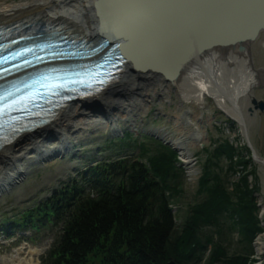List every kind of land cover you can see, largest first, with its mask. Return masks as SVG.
<instances>
[{"label":"trees","instance_id":"1","mask_svg":"<svg viewBox=\"0 0 264 264\" xmlns=\"http://www.w3.org/2000/svg\"><path fill=\"white\" fill-rule=\"evenodd\" d=\"M130 136L126 133L118 139L119 149L135 150L137 156L120 158L113 152L86 167L18 219L0 225V234L27 229L48 232L53 243L40 264H186L199 260L211 242L204 229H218L221 221L229 222L231 233L252 250L255 236L263 231L254 196L258 187H248L247 177L255 178V170L247 171L253 165L247 148L248 160L227 141L215 146L199 182L207 199L180 229L172 213L183 177L181 169L173 166L175 152L148 135L143 137L145 143L128 145ZM236 172L244 175L228 193ZM222 254L214 251L208 263L220 262ZM251 257L247 252L230 264H253Z\"/></svg>","mask_w":264,"mask_h":264},{"label":"rangeland","instance_id":"2","mask_svg":"<svg viewBox=\"0 0 264 264\" xmlns=\"http://www.w3.org/2000/svg\"><path fill=\"white\" fill-rule=\"evenodd\" d=\"M24 1L26 0H0V6L5 8V4H20ZM62 3L69 7L73 5V0ZM90 6L93 8L94 4ZM90 8L80 7L77 19L91 26L93 20L90 21V17L95 15ZM96 33L97 31L93 32L91 36ZM262 42H264V34L250 46L251 61L255 70L264 69ZM131 71L132 68H129L124 75L125 79L122 83L124 87L111 94L114 96L116 93H121L124 98L128 96L131 99L120 104L121 106L125 104V110L121 116L109 120L103 117H89L90 111L85 113L89 119L79 120L76 116H72L70 122L64 124L67 129L64 134L66 145L60 153L56 151V148L61 146L59 136H50L42 146L38 145L33 152L14 162L21 169L23 176L19 177L17 184L7 186L1 191L4 192L0 193V225L18 219L20 213L48 198L54 190L61 187L63 181L73 177L78 170L89 164L106 159L112 156L113 152L120 158L137 156L135 150L119 149L118 139H123L126 133L131 135L129 138L131 142H125L128 145L145 143L143 137L148 135L161 139L157 140L172 151L174 150L176 161L173 166L180 168L183 175L182 180H179L180 194L177 200L172 202V213L175 216L176 226L180 229L186 226L188 218H192L194 209L207 199L206 190L199 187V182L204 175L205 167H209L208 159L215 146L227 141L238 153L240 152V157L245 156L244 159H249L240 127L222 113L213 100L206 98L203 107L193 103L186 104L174 88L155 90L151 87L152 82H143L136 72ZM136 88L144 90L147 98L136 93L134 91ZM251 97L264 101V86L255 87ZM246 100V98H240V106L244 105ZM117 102L112 97H103L101 101L89 105L92 108L97 107L104 113L112 114L115 108L119 109ZM247 116H249L246 122L249 140L258 155L264 158V111L262 113L256 111L252 116ZM195 132L199 135L198 138L193 137ZM174 141L185 143V151L177 150L170 143ZM110 148L112 150H109ZM51 150H53L51 153L39 156V151ZM236 158L237 156L234 160ZM12 169L14 167L6 166L2 173L5 170L10 172ZM253 169L255 178L248 175V187L249 189L255 185L258 187L257 195L261 201L257 197L255 204L259 211L258 217L261 218L259 221L264 222L260 208L261 205L264 206V168L256 164L248 165V172ZM214 171L215 169L210 167V172ZM1 174L0 179H2ZM243 175L236 172L232 176L227 186L228 193L233 190V184L238 183ZM229 224V222L221 221L218 229L206 227L203 234L211 242L204 246L203 253L198 257L199 260L194 259L186 264H209V258L214 251H222L223 254L221 257L218 256L220 262L211 264H226L223 261H229L230 264L232 258L246 255L247 252L252 254L253 264H264L263 252L257 255L254 245L257 239H263L264 243V228L261 226L263 232L255 236L252 250L248 251L246 242L238 234L231 233ZM28 230L25 233L12 232L8 237L0 236V264L40 263V257L49 250L53 240L48 232L40 229Z\"/></svg>","mask_w":264,"mask_h":264},{"label":"bare ground","instance_id":"3","mask_svg":"<svg viewBox=\"0 0 264 264\" xmlns=\"http://www.w3.org/2000/svg\"><path fill=\"white\" fill-rule=\"evenodd\" d=\"M64 1L67 0H26L20 4H5V8L0 6V24H8L41 14L43 18H39L40 22H50L65 27L64 36L71 35L89 41L98 39L100 31L95 16L90 17V21L93 20L91 26L77 19L80 7L90 8V5L98 0H73V5L69 7L62 3ZM215 1L217 0H102L99 10L104 18V28L120 37V42L127 43V48H122L126 58L132 60L131 64L128 63L127 70L133 68V64H138L142 69L155 67L170 72L181 58L187 57L197 46L215 40L212 30L219 23L222 28H225L228 17L241 11L246 0H219L217 3L219 6H215ZM90 9L94 12V7ZM95 31L97 33L91 36ZM236 32H241V29L237 28ZM64 36L56 35L47 38L62 39ZM122 37H127L129 41H123ZM235 49L238 48L235 46L233 49L213 51L211 61L204 57L201 59L202 65L188 64L180 71L179 76L168 84L150 75V72H136V74L143 82H152L151 87L155 90L174 88L186 104L193 103L203 107L205 99L210 98L222 113L238 124L243 136V126L247 131L246 122L249 112L247 113L246 110L250 107L253 89L264 86V69L260 71L252 69L248 46L245 47L243 54H236ZM124 79L125 77L93 99L69 104L48 126L33 134L22 135L1 149L0 174L6 166L14 167V169L10 172L5 170L1 174L0 193L2 189L15 184L19 177L23 176L21 169L14 163L19 160L18 158L30 154L36 147L38 148V145L42 146L50 136H59L61 146L55 149L57 153L64 149L66 145L64 134L67 130L64 124L70 122V117L76 116L79 120L103 117L98 113L101 110L97 107L92 108L89 104L99 102L103 97H112L115 102L118 101L119 109L115 108L112 114L104 113L107 116L103 118L109 120L121 116L125 110V104L122 106L120 104L131 99L128 96L124 98L121 93H116L114 96L111 94L124 87L122 86ZM134 91L147 98L144 90L136 88ZM240 98L247 99L242 106L239 104ZM86 111L91 112L89 117L85 114ZM193 137H199L197 132ZM170 143L177 150L185 151V143L181 141ZM52 151H39V156ZM262 209L261 216L264 217V207ZM262 240L257 239L254 244L257 255L264 251Z\"/></svg>","mask_w":264,"mask_h":264},{"label":"water","instance_id":"4","mask_svg":"<svg viewBox=\"0 0 264 264\" xmlns=\"http://www.w3.org/2000/svg\"><path fill=\"white\" fill-rule=\"evenodd\" d=\"M102 0H98L94 3V15L97 18V24L99 27V35L98 39L96 40H105L104 45H102L99 49V51L95 55H101V57L98 60H101L103 57H110L114 52H116L115 44L118 45V50L120 53L124 54L122 52V48H127L126 44L120 42L121 38L116 36L113 32L106 30L103 25L104 18L99 10V5ZM219 0L215 1L217 5ZM240 28L241 32L237 33L236 29ZM212 33L215 35V40L211 42L203 43L197 48L193 50L187 57H183L180 59L179 63L175 68L168 72V70L165 69H158L155 67H148V68H140L138 64H133L132 72H142V73H148L149 74L162 79L167 84L176 79L179 76L180 71L185 68L188 64L193 63L196 65L203 64V61H201L202 58L206 57L205 59L210 60L213 58V51L218 50H227L228 48L237 47L238 49H235L236 54H243L245 47L248 46V51L250 50V46L254 44L259 37L264 34V0H246L244 2V6L241 11L234 14L233 16L228 17V24L225 28H222L221 24H217V26L212 30ZM54 36V35H53ZM123 41L128 42L127 37H122ZM126 46V47H125ZM261 47L264 49V42L261 43ZM234 51V50H233ZM238 52V53H237ZM215 53V52H214ZM125 56V55H124ZM127 57V56H125ZM88 59L87 57H80L75 59H67L66 61H82ZM109 60V59H107ZM129 63H132V60L128 59ZM62 62V61H58ZM128 65V64H127ZM251 67L253 70L252 62ZM128 67H123V72L118 77L117 80L112 81L111 85L117 84L120 79L124 78L125 73L128 71ZM28 70V69H26ZM262 69H258L256 71H260ZM211 71V70H210ZM214 72V69H212ZM110 85V86H111ZM109 86V87H110ZM109 87L107 89H109ZM262 87V86H260ZM106 91V90H104ZM102 92L105 93V92ZM250 106L247 108L248 115H251L258 111L262 113L264 111V101L256 100L254 97H251L250 99ZM100 113L99 115H102L106 118L107 115L104 114L103 111H98ZM241 126V125H240ZM243 132V138L245 140L246 147L250 153V158L253 164L260 165L264 168V158H261L258 153L253 148L250 140L248 131L245 130ZM159 139V138H157ZM161 140V139H159ZM176 151V150H175ZM258 197V195H255ZM264 206H260L261 210H263ZM259 219V217H258ZM261 221V218L259 219ZM261 226L264 228V222H261ZM264 255V251H263ZM167 264H177L174 261H171Z\"/></svg>","mask_w":264,"mask_h":264},{"label":"snow or ice","instance_id":"5","mask_svg":"<svg viewBox=\"0 0 264 264\" xmlns=\"http://www.w3.org/2000/svg\"><path fill=\"white\" fill-rule=\"evenodd\" d=\"M33 49H26L25 52H19L16 53L14 56L11 57V59H17L20 56H24L27 52H31ZM37 61L40 59L39 57H36ZM0 63H7V58L3 61H0ZM25 64H30L31 61L25 60ZM19 67V65L17 66ZM60 77L53 76L52 74H45L41 76L37 80H33L31 83H25L23 85V88L26 89H33L35 85H39L42 88L46 89L45 95L48 93H52L53 95H58L59 92L56 90H63L65 88V84L67 83H79L81 85H84L86 83L85 80H66L65 84L55 83L53 81L59 80ZM90 86V84L88 85ZM21 88L14 86L12 90L6 91L4 95L0 96V101H8L9 97H13L10 103H5L3 108H0V115L5 113L6 111L13 110L14 108H17V106L23 105L25 108H27L28 102L35 101L37 99H42L43 97L40 95L39 91H30L27 95L16 97L15 93L20 92Z\"/></svg>","mask_w":264,"mask_h":264}]
</instances>
